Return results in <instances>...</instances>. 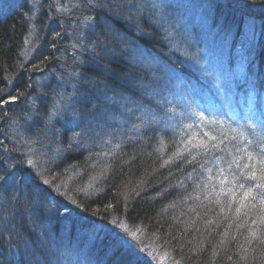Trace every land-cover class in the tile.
<instances>
[{"label": "trees", "instance_id": "1", "mask_svg": "<svg viewBox=\"0 0 264 264\" xmlns=\"http://www.w3.org/2000/svg\"><path fill=\"white\" fill-rule=\"evenodd\" d=\"M72 1L62 0L60 12L50 0H36L32 5L36 7L33 17L39 21L31 34L37 30L36 40L49 39L45 49H36L34 44L21 49L12 35L14 30L6 32L17 18L5 14L6 26L0 28V103L5 101L6 104L8 89L11 90L20 72L34 67L37 73L41 67L49 65L51 69L56 63L65 61L68 69L70 65H76L71 77L79 82V86L72 89L71 83L67 88L62 87L63 96L67 99L77 96L81 101L77 110L87 115L84 122L88 123L90 116L95 115V119L90 128L84 122L74 120L75 123H70V119H63L68 123L65 129V123H54L51 116L38 111L32 101L26 102L24 107L6 104V110L0 112V170L3 171L0 181L9 174L17 155L29 160L28 145L31 142L25 138L30 134L22 132L15 123L17 113L22 112L28 118L34 114L40 118L41 127L47 126L41 117V114L46 115L47 120L53 122L54 132L63 135L72 132L76 140L81 134H100L97 125L107 122L105 133L110 131L113 137L104 138L101 145L120 155L122 151L132 150L142 151V155L136 164L129 159L131 171L124 176L120 172L109 181L99 176V185L97 180H91L97 189L86 194L101 210L109 205L119 207V210L110 207L115 216L107 217L105 212L102 218L108 223L117 221L143 232L174 264H264V230H245L235 219L264 221V211L255 210L258 194L264 191V143H260L261 149L254 153L247 151L241 136L243 127L228 120L231 115L245 126L257 129L260 138L264 135L260 131L264 129V18L259 19V15L264 17V0L245 1L244 9L253 14L251 20L254 23L250 20L243 30L235 25L232 16L222 17L214 10L205 11L196 6L201 5L199 0H194L196 5L191 0H100L97 3L77 0L84 10L77 6L73 8ZM211 1L215 9L224 5L217 0ZM10 2L15 4L16 1ZM136 12L140 17L137 25L124 21ZM73 19H80L81 34L75 32L74 28L80 23ZM59 21L68 34H78L79 38L55 49L58 44L50 28ZM123 31L137 35L138 39H128L120 45ZM133 57L160 63L159 70L152 73L153 80H149L146 73L128 70L130 65L126 62ZM197 64L199 66L195 67ZM87 65L91 66L89 70ZM226 68L233 71L227 79L224 77ZM255 69L257 73L253 76ZM209 70L213 72L215 86L202 79ZM180 76H184L195 100L185 96L178 105L164 93L165 86ZM125 86L140 95L130 93ZM249 86L255 87L256 93L246 106L248 96L243 91ZM104 87L108 89L103 91ZM109 89L112 92L107 96ZM92 93L109 98L103 101ZM116 93L125 99L131 96L129 106L118 108L112 100H125L119 99ZM91 98H95V102L89 107L87 103ZM158 101L178 113L194 117V121L186 125V130L190 128L186 138L173 140L165 136L160 139L157 131H146V127H154L142 121L135 124L142 129L138 134H131L129 128L123 127V121L132 120L134 124V106L142 104L143 109L147 104L157 109ZM11 116L15 120H11ZM235 128L239 133L233 136ZM67 148L66 143L57 142L40 154L43 155L41 159L53 166L48 170L49 180L59 185L63 181L62 175L67 176L66 163L73 169L79 166V162L75 163L67 153ZM207 176L212 178L209 180ZM144 179L148 181L145 183ZM223 179L224 185L228 186L220 188L219 182ZM162 194L164 199L160 201L158 197ZM37 196L43 198V193L39 192ZM160 207L169 212L167 217L172 220L161 214ZM199 219L208 222L209 236L201 233L204 231L201 227H194ZM258 224L264 227V223ZM182 230L193 239L185 236L182 242L178 241ZM103 237L105 242L101 245L104 249L98 246L96 250L102 264H119L122 256L125 260L121 264H128V260L133 264H147L133 259L136 255L132 251L109 244V234L105 233ZM196 245L202 250L195 249ZM13 251L0 248V261L5 262L9 253L19 254L21 250ZM40 255L36 254L37 257ZM75 260H69V264H98L90 256Z\"/></svg>", "mask_w": 264, "mask_h": 264}, {"label": "bare ground", "instance_id": "2", "mask_svg": "<svg viewBox=\"0 0 264 264\" xmlns=\"http://www.w3.org/2000/svg\"><path fill=\"white\" fill-rule=\"evenodd\" d=\"M10 1L0 0V28L6 26L3 21L5 14L14 19L17 18L16 22L18 21V23L16 24L15 22L14 25L10 23L6 32L10 33V30H14L12 35L20 43L21 49H25L26 45L29 44H34L36 49H45L49 45V39L36 40L37 30L31 34L39 21L38 18L33 17L35 9L32 5L36 0H15V4H12ZM61 1L50 0V3L55 5L60 12L63 10ZM94 1L97 3L100 0ZM217 1L224 3L219 9L213 7L211 0H199V4L201 5H196L194 0H191V3L205 11L214 10L217 15H221L222 17L226 15L232 16L233 22L241 30L250 22L253 14H248L244 9V4H247L245 2L247 0ZM108 5L110 10L111 2ZM71 6L73 8L77 6L80 10L85 9L81 5L79 6L77 0H73ZM87 11H89L88 6ZM261 18L264 17L259 15V19ZM77 21L80 23L79 26H82L80 19H77ZM251 21L254 23L253 20ZM20 25L23 26L22 29L19 28ZM50 29L55 34L54 39L58 44L55 49L61 48L63 43L67 41L79 38L78 34H68L66 28L60 23L55 24ZM133 32L135 33L134 30ZM210 33L212 34V31ZM121 38L120 45L127 42L128 39L132 41L138 39L137 35L127 31H123ZM48 50L51 51V49ZM71 66L68 69V64L64 61V63H56L51 69L49 65L41 67L37 73H35L34 67L20 72L16 76L11 90L8 89L6 104L14 103L18 107H24L23 105L26 102L32 101L36 105L37 110L43 114L50 115L54 123L58 125L65 123V129L68 128V123L62 121L63 119H70V123H75L74 120L84 122L87 115L77 110L81 105V101L77 99V96L67 99L68 102L63 98L64 91L62 87L67 88L75 81L72 77L66 76L67 73L72 72L74 69ZM87 66L89 70L91 66ZM232 72L230 68H226L224 77L227 79L228 74L230 75ZM256 73L257 69L252 72V75L255 76ZM212 75V70H209L202 79L215 86V83L212 81ZM173 83L179 84V80L175 79ZM107 89L104 87L103 91ZM127 89L132 94L140 95L138 91ZM111 92L112 89L108 91L107 96L111 95ZM243 93H246L248 96L245 101L246 104L244 103L247 106L250 104V97L256 93V88L249 86ZM92 94L94 97H100L103 101L109 98H103V95L100 93ZM164 95L166 96L167 94L164 93ZM117 97L127 101L126 104L125 101L112 100L113 103H117L118 108H122L123 105L129 106L131 96L125 99L122 95L117 94ZM94 102L95 98H91L87 105L90 107ZM6 104L5 101L0 103V112L6 110ZM134 109L142 118L143 124L155 113L161 114L164 122L156 124L160 139H165V136H169L173 140H178L181 137L186 138L189 135L188 130L190 129L186 130V125L194 121V117L178 113L175 109L164 106L163 102L160 103L159 109L150 108L147 104H145L143 109L142 104L134 106ZM26 112L28 113L29 111ZM43 114H41V117H43L45 126L47 125L46 127L40 126V118L35 117L34 114L28 118L22 112L17 113L15 123H17L22 132L30 134L25 140L31 142V145L35 149L39 148L38 151H45L57 142L66 143L68 145L67 153L75 159V163L76 161L79 162V166L73 169L66 163L67 176L62 175L63 181H60L61 186L49 180L48 170L53 169V166H49L46 159H41L39 165H34V160L29 155V160L19 155L15 157L14 166L9 170V174H6L5 179L0 181V248L7 252L13 250L21 251L19 254L9 253V258L5 262L0 261V264H69L71 262L69 260H75L84 256H90L98 264H102L96 253L97 247L105 242L102 233L108 228V220L102 218V215L107 212V217H113L116 213L110 207L116 210H119V207L109 205L106 209L101 210L99 205L87 196L86 192H93L97 189L91 183L92 179L96 181L99 176L104 177L108 181L113 179L121 171L119 163L124 167L125 173L131 171L127 162L129 159L134 164L139 162L142 151H122L120 155L110 149H106L105 146L101 145L105 140L100 142V137L92 133H88L84 138L76 140V137H72V132L67 135L54 132L53 122L47 120L46 115ZM225 116L226 113L223 114V117ZM10 118L11 120H15L13 116ZM94 119L95 115L87 118L88 123L84 122L86 127L90 128ZM228 120L230 123H237L239 128L243 127L241 131L244 133L241 136L243 142L246 144L247 151L254 153L261 149L260 143H264V135L260 138L257 129L245 126L244 123L231 115H228ZM47 129H50L52 132ZM145 130L156 131L154 128L149 129L147 127ZM260 131L264 133V129ZM237 133L239 132L235 128V132L232 135H237ZM122 148L123 146L120 147V149ZM98 154L99 156H97ZM24 162L27 164H24ZM0 172L3 171L0 170ZM210 177L212 178V176H207V179L210 180ZM99 180H97L98 185ZM144 180L145 183L148 181V179ZM180 180L182 183L184 178L182 177ZM224 182V179L222 182H219L220 188L228 186L227 184L224 185ZM178 188L183 189L180 186ZM139 189L141 190V195H144L145 193L142 188L139 187ZM39 192L43 193V198L37 196ZM4 194L6 195L4 196ZM206 196L207 194L204 195V199H206ZM258 196L259 199L255 205V210L262 212L264 211V191H261ZM158 199L160 201L163 200L164 195H160ZM244 207L247 208L248 206L245 205ZM235 219L237 223L240 224L241 222V227L245 230L250 228L264 230V227L258 224L264 223V221L256 223L255 221L246 220L241 217H236ZM207 225L208 222L205 219H199L194 227L197 226V229L201 227V229H204L201 233L209 236L210 229L207 230ZM185 236L190 237L191 235L187 231H184L178 235V241L182 242V239L186 238ZM113 245L117 246L116 243H113ZM196 246L194 247L195 249L199 247L198 249L202 250L200 245ZM36 254L41 255L37 257ZM132 258L138 262H142V258L139 256H132ZM124 260L125 256H122L119 264ZM128 264H133V262L128 260Z\"/></svg>", "mask_w": 264, "mask_h": 264}, {"label": "rangeland", "instance_id": "3", "mask_svg": "<svg viewBox=\"0 0 264 264\" xmlns=\"http://www.w3.org/2000/svg\"><path fill=\"white\" fill-rule=\"evenodd\" d=\"M82 1H88V0H81L80 3ZM35 11H36V7H34ZM136 14V15H135ZM135 14H132V17H125L124 21L128 22V23H134L135 25L138 24L139 22V15L137 14V12ZM77 19H73V21H76ZM59 23H61V21H59ZM103 25V24H102ZM74 29H76V33H81V26H76ZM139 31V30H138ZM119 38V36H118ZM130 61V68L132 70H138V67H142V63L144 62L146 65L150 63V61H146V60H142V58H137V57H133L131 59H129ZM76 64V63H75ZM74 69L73 71L76 70V65H73ZM74 73L69 72L66 74V76L71 77ZM71 88L72 89H77V86H79V82L78 81H73L71 84ZM102 86V85H101ZM63 98L67 101V98L63 96ZM68 102V101H67ZM135 116H133V121L134 124L132 123V120H128V121H123V127L129 128L131 134H138L142 131V129L138 126H136L135 124L139 121H142V118L138 115V113L134 110ZM163 117H159L156 115V113L151 116L150 118L147 119L146 123L149 126H152L154 128H156L157 131V125L159 123H162ZM107 122H105L104 124H99L97 125V129L100 132V134H97V137H100L99 140L100 142H102L103 140H105L109 135H111L113 137V135L109 132L105 133L107 128ZM121 126V123H119ZM133 127V129H131ZM48 131L52 132L50 129H47ZM105 134V135H104ZM104 135V137H103ZM85 136L83 134L80 135V138L78 140H80L81 138H84ZM105 138V139H104ZM131 138H129L128 140H130ZM102 144V143H101ZM28 148L30 149V156L34 159V165H39L41 158L43 157L42 154L43 151H38L39 148L35 149L31 144L28 145ZM61 149H59L60 151ZM39 155V156H37ZM120 167H121V176L125 175V170L124 167L119 163ZM143 189H145V187H142ZM161 210V214H165L166 217L169 214V212L164 211V209L162 207H160ZM171 219L170 217H167V219ZM168 219V220H169ZM172 220V219H171ZM106 233H109L113 236V238H115L121 249L123 250H127L129 248H132V250L134 252H136V254L139 257H142L143 259H145L146 261H148L149 263L152 264H174L173 260L167 255L164 254L163 252L160 251L159 248L155 247L154 245H152L150 243V239L148 236H146L143 232H139L136 229H130L128 227H126L123 223H118L117 221H111L110 223H108V228L105 231ZM103 232L102 235L105 233ZM99 248L102 250L104 249L103 245H100ZM32 263V262H31Z\"/></svg>", "mask_w": 264, "mask_h": 264}]
</instances>
